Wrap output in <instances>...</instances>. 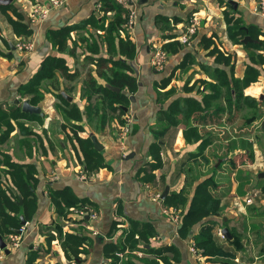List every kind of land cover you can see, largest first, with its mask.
<instances>
[{
    "label": "crops",
    "instance_id": "obj_1",
    "mask_svg": "<svg viewBox=\"0 0 264 264\" xmlns=\"http://www.w3.org/2000/svg\"><path fill=\"white\" fill-rule=\"evenodd\" d=\"M41 2L46 4V0H10L7 3L0 0V4L7 5L0 8V106L21 110L22 100L31 95L21 96L20 90L37 78L46 56L58 55L64 58L68 74L72 75L68 77L56 72L60 88L69 97L68 101L78 107L82 117L79 121L71 120V124L65 123L54 108L58 99L52 91H47L36 104L40 106L42 115L28 113L29 116L10 119L13 129L0 143V154L7 155L11 161L32 166L36 179L35 206L29 209L28 220L20 217L19 228L0 234L8 250L5 252L0 248V264H25L29 251L37 252L36 264H109L103 252L104 244L113 241L118 248L121 247L123 239L133 228L131 223L136 224L139 230L143 229L141 224H149L153 235L148 245L170 247L179 258L175 264H264V178L258 177L264 169V132L257 130L260 118L249 126L244 125L241 117L247 112V106H241L237 112L228 110L225 87L214 92L209 86L217 82L210 75V69L221 68L228 72L227 80L230 81L231 70L234 77L242 78L246 66L251 64L246 52L248 49L243 45L248 41L243 43L242 39L249 36L250 31L259 32L258 38L264 40V15L258 11V0H128V7L135 12L134 24L127 32L135 46L129 64L137 88L129 95L124 106L127 110L123 109L119 119V114L106 104L97 110V92L89 94V98L86 96L85 72L88 67L97 84L106 82L96 75L93 64L82 61V55H78L81 49L77 48L75 55L59 53L46 38L47 31L63 26L74 28L72 37L86 31L95 34L94 25L84 24L89 18H101L102 0H63L62 5L49 9L45 17L30 23L32 5ZM16 13L30 31L27 37L16 35L8 21V18L18 19ZM193 13L198 17L197 29L189 44L180 43L177 37ZM225 14L242 19L241 28L245 34L240 42H233L228 37ZM111 16L109 13L108 17ZM203 37L211 40L208 47L201 45ZM21 39L30 43L29 51L15 48ZM175 42L178 46L173 51ZM67 44L71 46L70 41ZM154 44L167 53L161 69H156L150 62ZM213 46L232 57L228 65L214 61V54L209 53ZM258 52L264 55V45ZM256 66L259 68L257 80L246 86L242 94L257 99L262 118L264 65ZM39 82L41 87L45 85V80ZM186 97L212 99L206 111L209 117L205 124L188 123L179 117L177 123L164 119L163 112L171 102ZM215 106L219 108L218 114L214 113ZM126 120L130 130L121 140L118 132ZM72 124L81 126V129L72 127ZM189 126L202 132V141L191 142L190 138V143L186 142L183 131ZM159 128H162V134L157 139L153 130ZM73 129L80 138L90 135L97 138L102 145L99 150L104 162L102 167L90 170L85 167ZM241 138L252 142V161L245 160L248 154L245 149L227 148L231 141L238 144ZM203 141L206 145L202 151L204 159L199 154L192 156ZM154 152L160 165L151 170L150 165L155 162ZM3 165L0 162V168ZM197 165H200V172L194 179L212 177L214 187L211 192L220 201L219 215L209 216L204 221L213 225L211 232L216 243L232 253L229 256H205L202 262L188 250L189 241L194 240L193 235L199 232L202 223L193 225L191 234L181 237L179 224L176 225L161 211L165 204L163 199L161 202L152 201L143 188L144 183H149L161 193L166 185L169 187L167 194L178 191L191 179ZM212 166L216 170H212ZM148 174L153 175V179L147 178ZM218 174L228 177L230 183L220 186L216 180ZM3 176L0 175V181H3ZM63 188H69L82 199L79 205L91 208L96 217L77 221L75 210L80 206L66 210L69 220L58 214L49 192ZM249 190H255L258 197L253 203L251 200L246 204ZM228 194L232 197L228 198ZM21 218L25 221L23 225ZM55 225L60 227L59 232ZM222 228H227L229 237L218 234ZM71 230L86 237V251L76 262L65 257L61 248L64 234ZM11 233L19 235L15 246L9 244ZM46 236H52L50 243H47ZM233 236L240 238L239 248L232 245ZM134 239L139 246L144 243L137 239V235ZM132 253L136 258L150 260L155 257L153 253L136 249ZM163 254L172 255L168 252ZM159 263L164 264L161 260Z\"/></svg>",
    "mask_w": 264,
    "mask_h": 264
},
{
    "label": "trees",
    "instance_id": "obj_2",
    "mask_svg": "<svg viewBox=\"0 0 264 264\" xmlns=\"http://www.w3.org/2000/svg\"><path fill=\"white\" fill-rule=\"evenodd\" d=\"M103 15L101 18H89L84 25H94L95 34L92 31H86L85 34L78 35L77 37L71 36L73 31L72 26H63L56 30H49L46 33V38L52 45V47L59 53L68 52V54L75 55L77 48L82 55V61L85 63L94 65V72L97 76L103 77L106 84L100 85L96 83L94 76L91 73V69L88 67L86 70V84L88 93L86 96L89 98V94L97 92V110L104 108L105 104L109 109L118 113V119L120 115L124 113V106L129 101V95L132 94L137 88V81L131 74L132 67L129 61L133 58L135 53V46L130 39L127 27L126 17L128 10L117 0H102ZM4 4H0V8H6ZM111 13V17L108 14ZM18 19L8 18L13 31L18 36L27 37L30 33L27 25L21 20V16L16 13ZM225 20L227 23V34L233 42H240V39L245 34V31L241 28L243 22L240 17H227L225 14ZM96 30L101 31L98 33ZM259 32H250L249 36L253 41H248L245 44L247 56L251 64L246 66L244 75L242 78L234 77L232 70L230 71V81L227 80L228 72L221 68L210 69V75L216 79V84H209L214 92L221 90L222 87L226 89L225 102L228 110H234L237 112L241 106L246 105L248 111L242 115L243 124L251 125L254 121L260 118L259 126L257 130L264 132V115L261 118L259 112L260 105L257 99L243 96V89L250 83L255 82L259 75V68L256 66L264 65V55L262 52H258V49H262L264 40L258 38ZM21 37V38H22ZM71 42V46L68 47L67 42ZM211 44L209 38L203 37L201 39V45L208 47ZM175 48L178 43L172 45ZM164 48V47H163ZM255 49V50H251ZM165 49V48H164ZM210 54H214V61L220 64L228 65L231 56L225 54L219 50L216 46H213L209 51ZM109 63V65H107ZM182 64V63H181ZM180 64V65H181ZM56 71H59L61 75L71 77L68 73V67L64 58L58 55H48L41 63L40 70L37 72V78L30 80L28 86L25 89H21V96L31 95L25 99L33 105H36L38 101L42 100L44 92L52 91L57 103L54 104L55 110L60 113L62 120L65 123L71 124V120H81L82 114L78 107L68 101V99L62 94L60 83L57 80ZM45 80V85L41 87L39 81ZM107 84L119 88L118 92H115L107 87ZM39 89H42L40 91ZM208 97H204L201 100H196L191 97L177 98L168 106L163 112L164 119L172 123L178 122V117L184 121L190 123L207 122L209 114L206 113L209 108L210 101ZM242 101V102H240ZM223 110V108H221ZM218 106H215L214 113L218 112ZM218 114V113H217ZM29 116L28 113L21 111L18 107L9 109H3L0 106V143L4 142L13 125L10 119H17L20 117ZM103 117V116H102ZM161 120V118L159 119ZM104 122V121H103ZM122 123V122H121ZM65 124H63L64 126ZM72 127L81 129V126L72 124ZM77 131L73 129L74 137L78 143L79 149L82 152V161L87 169H93L102 167L104 165L103 158L100 151H97L92 144L91 138H80L77 136ZM204 132V131H203ZM202 132H199L195 127L189 126L187 130L183 131L186 142H195L201 139ZM153 134L158 139L162 134V128L153 130ZM203 139H201L202 141ZM206 147L204 141L200 142L197 146V152L192 156L202 155V151ZM228 150L245 149L247 151V160L252 161L253 145L249 140L239 139L238 144L235 141H231L228 144ZM0 162L4 165L0 171L4 175L3 181H0V234L8 233L11 230L20 227V217L24 220L30 218L28 213L29 209L35 206L34 187L36 179L32 174L33 168L28 164H21L11 161L7 155H2ZM191 156V157H192ZM153 159L155 162L151 164V170L160 165L159 157L154 152ZM200 165L194 170V174L190 180H187L185 185L178 191L169 192L162 200L166 205L174 207L181 212V220L178 228V234L181 237H185L191 234L193 225L202 223L199 232L193 235L195 244L199 247L203 254L209 258L225 255H232V253L225 251L220 245L216 243L215 237L211 232V226L204 221L209 216L219 215L220 201L215 197L211 190L214 187L212 177L202 178V180H195L200 172ZM212 170L214 166H212ZM216 167H219L217 165ZM190 172V171H189ZM147 178L153 179V175L148 174ZM195 185L192 192L191 187ZM191 193V194H190ZM50 197L53 199L55 210L58 214L65 216V220H69V216L65 214L69 208L79 207V203L83 200L77 198L69 188H63L60 190H50ZM21 201L19 204L18 201ZM22 209V211H21ZM70 212V211H69ZM85 217L81 220L85 221ZM116 223V222H115ZM114 223V224H115ZM128 235L123 239L121 247H117L113 241L105 243L103 246V252L109 259V264H119L120 258L117 256L118 252H122V260L120 264H160L159 261H163L164 264H175L178 261V255L172 251L170 247H151L148 245L150 238L153 235L151 226L149 224H141L143 229H138L136 224H133ZM54 228L59 232L60 227L55 225ZM133 229V230H132ZM137 232V234H135ZM137 235L144 243L138 245L134 236ZM52 236H46L47 243H50ZM231 239L234 248H239L238 236H233ZM86 237L80 234L79 231L71 230L67 231L63 239L61 240V248L65 257L72 261L80 259L82 253H84L86 246ZM127 248V249H126ZM126 249V250H125ZM139 250L143 253L154 254L153 259L136 258L133 256L132 250ZM164 253H172L171 256H166ZM36 251H29L25 259V264H36L37 258Z\"/></svg>",
    "mask_w": 264,
    "mask_h": 264
},
{
    "label": "built area",
    "instance_id": "obj_3",
    "mask_svg": "<svg viewBox=\"0 0 264 264\" xmlns=\"http://www.w3.org/2000/svg\"><path fill=\"white\" fill-rule=\"evenodd\" d=\"M119 3H121L124 7L127 8L128 13L126 17V27L127 29H131L134 21H135V12L130 9L128 0H117ZM63 0H46V4H43L41 2L40 4H34L32 5V8L30 9L29 12V22L33 23L39 18H43L46 16V13L49 11L51 8L58 7L62 5ZM129 8V9H128ZM258 11L264 15V0H258ZM199 24L197 14L193 13L189 16L187 19V22L185 23L183 27V31L181 34L178 35L177 40L180 43L189 44L190 37L195 33L197 26ZM15 48L20 50V51H29L30 50V43L28 42L27 39H21L15 44ZM167 58V53L160 47L156 46L155 44L153 45V50L151 53V64L156 68V69H161L166 61ZM129 121H124L120 125V130L118 132V138L123 140L124 136L129 132ZM144 190L147 192L149 198L152 201H158L161 202V192L160 190L155 189L151 184L149 183H144L143 184ZM246 204L251 203V198L248 197L245 199ZM161 211L169 217L171 221H173L176 225L180 224L181 220V212L180 210L168 206L166 204H163L161 206ZM76 212V220L77 221H82V217H87L88 219H94L96 217V212H94L91 208L88 206H80L78 209L75 210ZM96 232L94 231L93 234ZM125 234V230H124ZM218 234H221V230H218ZM19 239V235L17 233H11L10 234V240L9 244L10 246H15L17 245V240ZM188 250L189 252L193 255V257L199 261L202 262L205 258V255L203 254L202 250L196 246L194 240L189 241L188 245ZM140 254V253H139ZM117 256L120 258L122 257V252H118Z\"/></svg>",
    "mask_w": 264,
    "mask_h": 264
},
{
    "label": "water",
    "instance_id": "obj_4",
    "mask_svg": "<svg viewBox=\"0 0 264 264\" xmlns=\"http://www.w3.org/2000/svg\"><path fill=\"white\" fill-rule=\"evenodd\" d=\"M10 0H2L3 3H7L9 2ZM246 41H251V38L249 36H244L243 39H242V42H246ZM107 87L110 88L111 90L115 91V92H118L119 91V88L115 87V86H111L109 84H107ZM62 94L67 98L69 99V97H67L64 92H62ZM21 110L25 113H29V114H32V113H37V114H43L41 112V108L40 106H37V105H32L28 99H24L22 100L21 104ZM125 111L127 110L126 107L123 108ZM90 138H91V141H92V144H93V147L96 149V150H101L102 149V145L98 142L97 138L94 136V135H90ZM131 154H129L128 157H130ZM258 177L259 178H264V170L259 172L258 173ZM168 186L166 185L165 188L163 189L162 193H161V199H164L167 195V192H168ZM25 223V221L21 218V224L23 225ZM18 231V230H17ZM19 232V231H18ZM221 233L223 236L225 237H229V232L227 230V228H222L221 229ZM0 248L1 249H4L5 252H8L7 248H6V244L3 240V238L1 237L0 235Z\"/></svg>",
    "mask_w": 264,
    "mask_h": 264
},
{
    "label": "rangeland",
    "instance_id": "obj_5",
    "mask_svg": "<svg viewBox=\"0 0 264 264\" xmlns=\"http://www.w3.org/2000/svg\"><path fill=\"white\" fill-rule=\"evenodd\" d=\"M78 55H80V51H78ZM76 54H77V52H76ZM57 73H60L59 71H56ZM247 111H248V109H247ZM124 122V121H123ZM238 123V122H237ZM256 134H259V133H256ZM3 149L5 148V147H2ZM1 151H2V149H1ZM247 159V157L245 158V160ZM261 167V166H260ZM264 167V166H263ZM262 168V167H261ZM2 170V168H0V171ZM264 170V169H263ZM262 171V170H261ZM216 180L219 182V184H220V186H226V184H229L230 183V181H229V178L227 177V179L225 178V175L224 176H220V174H218L217 175V177H216ZM226 189H224V191H225ZM249 192V196L248 197H250L251 198V200H252V203L255 201V199L258 197L257 196V192H255V190H249L248 191ZM230 197H232V194H228V198H230ZM224 246H226V245H224ZM221 256H225V254H223V255H221ZM228 256V255H227Z\"/></svg>",
    "mask_w": 264,
    "mask_h": 264
}]
</instances>
